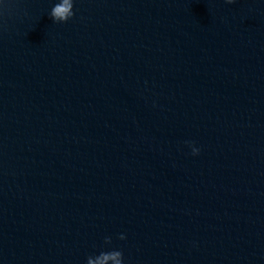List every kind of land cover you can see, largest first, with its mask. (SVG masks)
Wrapping results in <instances>:
<instances>
[{
  "label": "clouds",
  "instance_id": "9594fccd",
  "mask_svg": "<svg viewBox=\"0 0 264 264\" xmlns=\"http://www.w3.org/2000/svg\"><path fill=\"white\" fill-rule=\"evenodd\" d=\"M224 2L227 4H234L236 0H224ZM73 8L74 0H58L51 8L49 16L54 23H66L75 15ZM190 146L192 148V155H198L200 149L192 146L191 142ZM119 239L123 240L125 236L121 234ZM104 242L106 245H110L112 242L111 237H105ZM109 262H111V264H124L122 251L115 249L111 251H101L95 257L89 256L86 264H109Z\"/></svg>",
  "mask_w": 264,
  "mask_h": 264
}]
</instances>
